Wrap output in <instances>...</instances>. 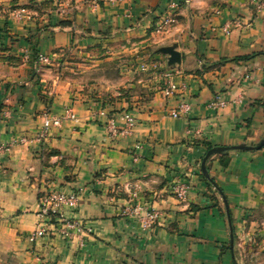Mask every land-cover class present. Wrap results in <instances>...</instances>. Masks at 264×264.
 Instances as JSON below:
<instances>
[{
    "label": "crops",
    "instance_id": "crops-1",
    "mask_svg": "<svg viewBox=\"0 0 264 264\" xmlns=\"http://www.w3.org/2000/svg\"><path fill=\"white\" fill-rule=\"evenodd\" d=\"M14 1L0 4V264H264V9L173 0L176 21L154 43L177 44L174 95L125 102L101 97L56 52L83 44L93 57L85 43L146 36L169 0ZM237 16L250 24L222 32ZM182 99L188 114L172 117ZM67 107L77 120L40 136L44 116ZM123 112L136 124L111 137L108 120L122 126ZM208 146L235 147L204 172ZM177 180L189 186L182 201L169 193ZM45 190L76 194L65 216L90 231L31 239ZM134 203L159 210L149 230L124 212Z\"/></svg>",
    "mask_w": 264,
    "mask_h": 264
},
{
    "label": "built area",
    "instance_id": "built-area-1",
    "mask_svg": "<svg viewBox=\"0 0 264 264\" xmlns=\"http://www.w3.org/2000/svg\"><path fill=\"white\" fill-rule=\"evenodd\" d=\"M248 8L252 10L261 11L264 9V0H248ZM179 3L173 0H169L165 8L156 16L152 22V29L156 33H164L168 28L176 21L177 9ZM250 24V21L243 22L242 17H233L225 21L220 27L224 33H229L234 28H245ZM49 57L45 55H39L38 61L42 63H49ZM165 84L161 88L163 96L169 98L174 95L175 83H174V71L172 69L166 70ZM215 105V103H212ZM190 110L189 104L185 100H179L178 107L170 111L172 117H184ZM100 114H104L103 111ZM123 121L122 126H117L113 118L108 120L107 129L111 137H117L119 135L129 134L135 124L136 119L130 112H123L120 115ZM77 117L71 107H67L60 115H45L42 122V131L40 136L45 135L47 130L51 127H59L64 121H75ZM27 138L18 137L11 141V144L25 143ZM1 148V147H0ZM189 186L182 180L174 181L169 187V193L177 200L182 201L187 197ZM78 200L76 194H65L57 190H48L41 193L39 198V210L38 214L41 219V226L34 230L31 234V239L37 236H43L49 234L51 230H54L57 234L63 237H73L79 235L82 232H89V228H83V226L76 220L70 219L65 216L64 210L68 206L74 205ZM124 212L128 215L134 216L142 229L149 230L158 221L160 212L157 209L149 208L146 205L134 203L133 205L124 208ZM39 264H49L45 261H41Z\"/></svg>",
    "mask_w": 264,
    "mask_h": 264
},
{
    "label": "rangeland",
    "instance_id": "rangeland-1",
    "mask_svg": "<svg viewBox=\"0 0 264 264\" xmlns=\"http://www.w3.org/2000/svg\"><path fill=\"white\" fill-rule=\"evenodd\" d=\"M9 2L17 1L1 0L0 4L4 6ZM164 33H156L150 27L144 38L133 36L127 40L105 41L96 45L91 42V44L85 43L86 49L95 48L98 52L93 57L81 55L76 51V47L83 44H73L67 52L57 50L55 61L60 63L66 58L74 64L71 65L73 68L71 73L74 77L83 74L84 78L98 80L101 97L104 99L137 102L155 92H161L166 81V70L171 69L167 65L166 56L156 51L159 47L156 48L157 44L154 43V38ZM148 36H150L149 39ZM92 61H95L97 65L91 66ZM79 64L87 65V67Z\"/></svg>",
    "mask_w": 264,
    "mask_h": 264
},
{
    "label": "water",
    "instance_id": "water-1",
    "mask_svg": "<svg viewBox=\"0 0 264 264\" xmlns=\"http://www.w3.org/2000/svg\"><path fill=\"white\" fill-rule=\"evenodd\" d=\"M176 48H177V44L173 43L171 45L161 46L156 51L166 56L167 65L171 67L181 62L180 53L177 51ZM263 145H264V138L263 140L260 141V143L256 146V148H261ZM234 147L235 146H231V147L220 146L209 149L202 160V165H201L202 170L205 172V166H204L205 161L211 154L220 153L224 150Z\"/></svg>",
    "mask_w": 264,
    "mask_h": 264
},
{
    "label": "trees",
    "instance_id": "trees-1",
    "mask_svg": "<svg viewBox=\"0 0 264 264\" xmlns=\"http://www.w3.org/2000/svg\"><path fill=\"white\" fill-rule=\"evenodd\" d=\"M69 22H63V24H68ZM0 109H1V107H0ZM208 148H211V146H208Z\"/></svg>",
    "mask_w": 264,
    "mask_h": 264
}]
</instances>
